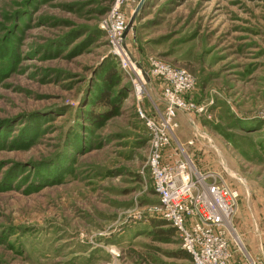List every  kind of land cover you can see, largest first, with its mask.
Wrapping results in <instances>:
<instances>
[{"label": "rangeland", "instance_id": "1", "mask_svg": "<svg viewBox=\"0 0 264 264\" xmlns=\"http://www.w3.org/2000/svg\"><path fill=\"white\" fill-rule=\"evenodd\" d=\"M108 11L0 0V264H192L149 217L159 198L138 108L164 109L153 58L197 80L173 147L239 192L235 238L264 239V0H131L119 49L101 28ZM103 91L110 108L95 106Z\"/></svg>", "mask_w": 264, "mask_h": 264}, {"label": "built area", "instance_id": "2", "mask_svg": "<svg viewBox=\"0 0 264 264\" xmlns=\"http://www.w3.org/2000/svg\"><path fill=\"white\" fill-rule=\"evenodd\" d=\"M130 1L114 0L108 17L101 23L116 49L121 47L128 27L125 9ZM119 56L129 73L133 69L131 59ZM148 77L161 82L164 98V109H156L151 117L138 108L150 134L147 168L159 198V203L150 207L149 217L166 221L177 230L181 249L191 255L193 264H260L239 246V238L233 232L239 192L218 173L200 172L181 146L172 145L179 113L198 111L192 97L195 76L153 58ZM143 85L141 79L136 86L139 98Z\"/></svg>", "mask_w": 264, "mask_h": 264}, {"label": "trees", "instance_id": "3", "mask_svg": "<svg viewBox=\"0 0 264 264\" xmlns=\"http://www.w3.org/2000/svg\"><path fill=\"white\" fill-rule=\"evenodd\" d=\"M98 1H99V3L107 6V8L109 9V11H108V14H109L114 0H98ZM107 17H108V15H107ZM111 79H112V76H111V78L109 77V81ZM106 83L108 85H110L108 81H106ZM111 105H112V95L109 92L103 91L100 94V96H98L95 106L96 107L110 108ZM103 116L104 115H102V114L95 113V111H91L88 115L89 122H91V124L99 123L100 120H102ZM154 193H155V191H154ZM161 221L162 222H159L157 225V227L159 228L158 230H160V231H158L159 233L157 232V234H156V239H155L156 241L166 242V241L172 240L176 236L179 237L177 230L175 228H173L168 222L163 221V220H161ZM164 228H168V229H164ZM178 258L180 260L190 261L193 264V260H192L191 255L188 254L187 252L183 251L182 249L178 253Z\"/></svg>", "mask_w": 264, "mask_h": 264}, {"label": "crops", "instance_id": "4", "mask_svg": "<svg viewBox=\"0 0 264 264\" xmlns=\"http://www.w3.org/2000/svg\"><path fill=\"white\" fill-rule=\"evenodd\" d=\"M239 239H242L243 247L248 255L260 264H264V239L251 235H240V230L237 229ZM258 235V234H257Z\"/></svg>", "mask_w": 264, "mask_h": 264}, {"label": "water", "instance_id": "5", "mask_svg": "<svg viewBox=\"0 0 264 264\" xmlns=\"http://www.w3.org/2000/svg\"><path fill=\"white\" fill-rule=\"evenodd\" d=\"M142 4H143V1H142L141 5H140L139 9L141 8ZM134 20H135V17L132 19L131 22H133ZM129 29H130V25H128L127 30H126L125 34L123 35V42H124L125 38L128 35Z\"/></svg>", "mask_w": 264, "mask_h": 264}]
</instances>
